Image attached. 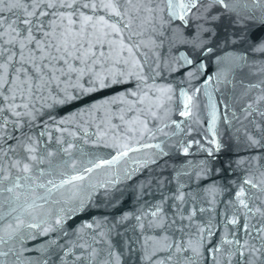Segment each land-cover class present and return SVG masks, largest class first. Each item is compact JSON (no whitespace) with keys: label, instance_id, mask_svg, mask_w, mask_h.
<instances>
[{"label":"snow or ice","instance_id":"6c2138e0","mask_svg":"<svg viewBox=\"0 0 264 264\" xmlns=\"http://www.w3.org/2000/svg\"><path fill=\"white\" fill-rule=\"evenodd\" d=\"M0 264H264V0H0Z\"/></svg>","mask_w":264,"mask_h":264}]
</instances>
